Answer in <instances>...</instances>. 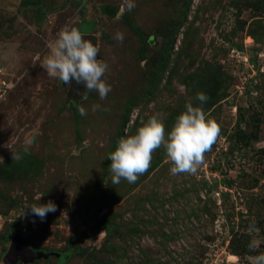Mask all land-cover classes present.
<instances>
[{"label": "rangeland", "instance_id": "374dc122", "mask_svg": "<svg viewBox=\"0 0 264 264\" xmlns=\"http://www.w3.org/2000/svg\"><path fill=\"white\" fill-rule=\"evenodd\" d=\"M65 27L96 38L105 99L69 96L42 67ZM189 103L221 130L196 174L173 175L162 146L114 185L118 141L153 115L167 135ZM49 201L43 220L27 208ZM0 214V233L63 264H251L264 253V0H0ZM102 215L113 234L91 236Z\"/></svg>", "mask_w": 264, "mask_h": 264}, {"label": "clouds", "instance_id": "9594fccd", "mask_svg": "<svg viewBox=\"0 0 264 264\" xmlns=\"http://www.w3.org/2000/svg\"><path fill=\"white\" fill-rule=\"evenodd\" d=\"M81 31L76 27L63 28L58 37L48 45L50 54L44 60L42 67L48 75L57 78L65 85L73 81L83 84L86 89L77 94L85 96L87 92L96 91L100 99H105L111 91V85L103 79L108 65L99 56V47L88 39H83ZM117 39L122 40L123 34L118 33ZM197 100L207 101L204 93H197ZM98 105L94 106L95 108ZM186 111L180 113L171 129L165 133L163 122L156 116H151L136 131L121 138L109 159L111 164L112 183L119 184L121 179L135 183L138 177L150 167L153 152L163 146L167 157L172 163L170 169L173 175L196 174L198 167L203 163L205 153L220 134V126L213 120L207 119L202 107L187 104ZM81 115L85 114L80 109ZM13 155V159H15ZM40 199V197H39ZM31 212L43 220L50 212L56 211V205L49 201L46 204H32L27 206ZM255 231V229H250ZM257 245L251 244L254 249ZM251 264H264V253L250 257Z\"/></svg>", "mask_w": 264, "mask_h": 264}, {"label": "water", "instance_id": "95a60500", "mask_svg": "<svg viewBox=\"0 0 264 264\" xmlns=\"http://www.w3.org/2000/svg\"><path fill=\"white\" fill-rule=\"evenodd\" d=\"M83 39L90 40L93 44L96 43V38L91 35H83ZM77 89L81 93L84 92L85 88L83 84H77L73 81L70 85L68 95L74 96L77 94ZM59 257V254L55 253H44L42 251H35L26 242L22 234L18 229H12L10 236V244L8 246L7 252L4 256V264H28L34 263L38 259H48L50 257Z\"/></svg>", "mask_w": 264, "mask_h": 264}, {"label": "trees", "instance_id": "16d2710c", "mask_svg": "<svg viewBox=\"0 0 264 264\" xmlns=\"http://www.w3.org/2000/svg\"><path fill=\"white\" fill-rule=\"evenodd\" d=\"M103 10L105 11L106 9L103 8ZM157 86V82L155 83ZM151 92L147 94H150ZM77 100H73L71 102V106H74L75 104H77ZM113 224H112V218L107 216V215H102L101 217L97 218L92 226V228L90 229L91 231V236H94L95 234L99 233V232H103L107 237L111 236L113 234ZM10 231H8V233H0V243H2V245H4V247H6V245L10 242ZM88 237V236H86ZM24 239L26 240L25 236ZM27 242V240H26ZM28 243V242H27ZM29 245V244H28ZM30 248H32L30 246ZM4 250H6V248H4ZM74 251L76 253H82L83 251L79 248L78 250ZM55 258V257H54ZM64 256L62 254L59 255V257L57 258V264H63L64 263Z\"/></svg>", "mask_w": 264, "mask_h": 264}, {"label": "built area", "instance_id": "2783aa9c", "mask_svg": "<svg viewBox=\"0 0 264 264\" xmlns=\"http://www.w3.org/2000/svg\"><path fill=\"white\" fill-rule=\"evenodd\" d=\"M3 220V216L0 214V221Z\"/></svg>", "mask_w": 264, "mask_h": 264}]
</instances>
